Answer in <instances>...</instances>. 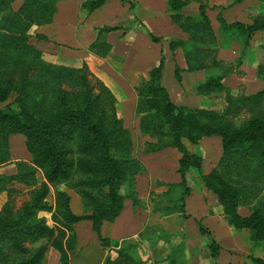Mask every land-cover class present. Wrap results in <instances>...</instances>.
I'll use <instances>...</instances> for the list:
<instances>
[{
	"label": "trees",
	"instance_id": "obj_1",
	"mask_svg": "<svg viewBox=\"0 0 264 264\" xmlns=\"http://www.w3.org/2000/svg\"><path fill=\"white\" fill-rule=\"evenodd\" d=\"M12 1L0 0V163L10 158L8 137L12 133L23 136L29 159L16 160L12 172H0V264H44L48 246L57 249L60 264H68V252L73 249L88 264H150L137 255L136 242L122 240L116 245L100 232L104 222L119 214L125 198L133 205L140 202L134 180L143 165L132 152L130 132L110 88L122 90L93 74L86 56L64 58L37 42L47 37L35 28L51 20L57 0H19L14 8ZM104 1L81 0L79 8L87 14ZM187 1L165 0L170 20L184 33L165 40L170 50L179 47L182 52L184 67L173 66L177 80L180 69L205 71L192 85L200 104L189 106L169 98L160 83L162 55L147 71V79L133 87L138 130L152 138L144 142V150L172 146L179 153V179L166 183L163 194L168 202L159 210L162 215H188L184 209L190 190L187 172L194 167L202 185L215 195L221 219L234 230L247 228L248 238L257 244L264 241V86L232 94L223 78L249 59V38L255 30L264 31V12L260 9L249 23H227L216 15L218 32L238 43L234 68L230 64L228 69L216 58V38L205 4L197 0V11L184 13L181 6ZM258 1L264 4V0ZM116 28L107 24L96 27L88 44L90 53L107 60L121 58L103 37ZM258 46L264 49V40ZM258 58L262 60H256L253 75L264 81V53ZM220 95L223 101L217 107L213 103ZM241 111L247 117L233 121ZM203 135H217L220 140L219 155L204 172L200 170L201 155L187 147ZM38 171L41 180L36 178ZM15 184H22L28 192L16 207L12 200ZM65 186L78 195L79 212L71 209ZM238 206L247 207L248 213H239ZM83 219L89 221L97 244L76 248L73 225ZM195 225L199 234L208 236L205 248L210 264H225L218 260L220 244L208 228L198 219ZM179 242L168 246L175 251H169L168 264L184 258L185 244ZM101 248L107 249L99 263ZM248 258L249 262L233 264H264L258 255Z\"/></svg>",
	"mask_w": 264,
	"mask_h": 264
},
{
	"label": "rangeland",
	"instance_id": "obj_2",
	"mask_svg": "<svg viewBox=\"0 0 264 264\" xmlns=\"http://www.w3.org/2000/svg\"><path fill=\"white\" fill-rule=\"evenodd\" d=\"M77 1H72L71 5L68 4L66 6H71L72 10L70 13L67 10L64 13L66 14L65 17H67V15L69 14V18L76 21L77 19L79 20L80 17H85L87 15L81 12L78 5L80 0ZM120 1L122 2L124 0ZM16 2L19 1L13 0L11 2V6L13 8L17 6ZM113 2L117 4L116 0H112L109 6L106 8V12L109 14V16H106L105 19H107L108 21H106V23H100V21H97L96 23H99L100 25H116V20L113 19V15L115 13L114 10L116 9V7L112 6V4H114ZM118 3L119 5H121L120 2ZM130 7L132 6L128 5L127 8L129 9ZM211 7L209 9H211ZM118 9L123 12L122 7H118ZM189 10L190 9L186 8L185 10H183V12L190 13ZM65 21H67L66 18ZM40 25L36 26L35 30L43 34L42 27H40ZM255 31L259 33H256ZM255 31L251 33L249 38V59L244 62L245 64H241L237 66L238 68H235L237 70H240L241 73L240 71L236 72V70L234 69L235 71L233 70L231 72L233 73L232 75L231 73H228L225 78H223V81L228 86V90L231 91L232 94H238L241 92L249 93L256 91L264 86V81H259L253 75V66L256 63V60L259 59L258 57H262V54L264 53V49H261L258 46L259 42L264 40V31ZM168 35L184 36V33L179 31L176 27V30ZM115 38L116 37L112 35L111 39L114 40ZM31 40L35 41L33 37H31ZM46 40H48V38L39 39L37 42L42 46H49L50 48L55 49L58 55L64 58L73 59L86 56L88 59L87 61L90 62L87 63V65L93 74L98 77L99 75H101L104 78L103 82L107 81V84L109 82L111 83V81L112 83L114 82L122 90V93H120L115 91L116 88L114 86H111V88L109 87L112 92H115L116 99L119 100V114L122 117L123 124L128 128L130 132L132 140V152L136 157L139 158L143 165V168L135 176V186L137 187V192L142 195L141 198H139L140 202L133 205L130 204V201L127 199V204H130L132 210L129 208V205H127L123 214V220H121V222H123L124 224H129L131 225V227L127 230H124L126 229V227H124L123 230L117 228V232L125 233L126 235H128L129 241L136 242L137 255L149 261L150 264H168L169 261L167 256L170 251L168 249V246H170V244H172V246H175L176 243H180L179 240H182L185 244L184 258H179L180 263L176 264H210L208 252L205 248L206 242L208 241V236L205 234H199L195 225V220L197 219L202 222L200 217H198L197 215L193 216V213H197L198 210H195L197 208L193 209L189 204L187 209L184 206L185 213L188 214L186 216H182L174 212L162 215L160 213L161 211L159 210L160 208H162V206H164L165 202H168L166 200V196L163 194L164 190L166 189V183L177 181H174V178H178L176 177V174H174V165H176V160L179 153L172 146H165V148L153 153L152 151H145L144 142L148 139L152 140V138H148L146 135L141 134L138 130V114H136L133 109L135 99L133 87L138 82L147 79V71L151 66L156 64V59L158 58V56H155L156 58L154 61L149 54V56H141L140 54L136 55L133 49L125 50L126 52L123 54H120L111 49L114 53L120 55L121 58L110 56V60H107L106 58H101L90 53L88 47H75L76 51L72 52L70 51L72 50V47L69 45L67 46L66 44L60 42L50 43ZM136 41L138 42L137 45L141 47L142 41L138 37ZM130 43L127 42V47L130 45ZM63 47H66L64 52L62 50ZM129 48H131V46H129ZM221 64L222 66L230 69V64L234 68L235 61L231 63L230 61H221ZM92 73H90L89 77H92ZM189 89H192V87L188 88V91ZM195 95L198 97L197 105H199L201 102L200 96L196 93ZM217 100L218 102H214L213 104L218 107L223 101L222 95H220ZM247 115L248 113L246 111H241L238 117L232 120L238 121L239 119L246 118ZM14 134L15 136L10 140V159L5 161L4 164L1 165L3 166L2 169H4L6 172H12L15 170L14 162L16 160L22 161L29 159L28 153L25 150L23 144V136L19 133ZM187 147L190 150L194 149L195 152L201 155V165H203L200 167V169L202 171V169L204 168V171H208L214 165L220 152L219 136L212 135V137H209L206 140H199L195 144L188 143ZM193 172L194 173L190 172L189 169L187 172L189 174L188 182L190 185L188 194L191 193V196H193L192 194H194V192H202L204 201L208 203L207 213L214 216L217 214L220 217L215 195L202 185L199 180V174L196 172V170H194ZM36 178L37 180H41L43 178L40 171L36 173ZM61 186H63V184ZM15 188L17 190L15 189L14 193L12 194L14 207L18 206L19 203L27 198L28 195L26 188L22 184L21 186L15 184ZM64 189L70 194L71 209L75 210V208H77L80 210L79 200L77 201L78 195L72 189L66 186L64 187ZM50 196L51 194L48 195L49 199L51 198ZM153 208H157V210H154ZM237 210L241 214L248 213V209L245 206H238ZM213 219L214 221L216 220L214 217L206 215L205 220L209 221V224L211 225L210 229L212 230V232H209L212 234V237L220 244L218 255L219 261L225 264H233L242 261L249 262V255H258L264 258V241L253 244V242L248 238L247 228L234 230L223 220L222 221L227 226L222 225L221 227H214L215 222L213 221ZM74 230L78 235V238H76V246L85 247L88 246L90 242L97 243V238L93 231L89 230L88 227L83 226L81 223L74 227ZM162 230L166 231V233H162ZM167 233H170V235H167ZM110 235L114 237L113 233ZM166 238L167 240L165 241L164 239ZM74 251L75 253L73 257L76 256V250ZM170 253L175 254V251L173 253L170 251ZM101 254L102 251L100 249V255ZM74 261L75 264H81L78 257H74Z\"/></svg>",
	"mask_w": 264,
	"mask_h": 264
},
{
	"label": "crops",
	"instance_id": "obj_3",
	"mask_svg": "<svg viewBox=\"0 0 264 264\" xmlns=\"http://www.w3.org/2000/svg\"><path fill=\"white\" fill-rule=\"evenodd\" d=\"M72 1L75 0H57L56 10L52 15L51 20L49 22L41 24L40 27H42L43 34H45L46 37L48 38V40L46 41H49L50 43L60 42L66 44L67 46L69 45L72 47V50L70 51L75 52L76 51L75 47H81V48L88 47V44L96 35V27L101 26L99 23H96L97 21L98 22L100 21V23H104V22L106 23V21H108L107 19H105L106 16H109V14L106 12V8L109 6L112 0H105L98 7L94 8L92 11L87 13V15L85 14L86 15V16L84 15L85 17H80L79 20L77 19V21L71 20L69 18V14L67 15V17H65L66 14H64L66 10L69 11V13L71 12L72 10L71 6L70 7H66V6L68 4L71 5ZM116 1L117 4L113 2L114 4H112V6L116 7V9L114 10L115 13L113 15V19L116 20V25L118 26V28L103 33V37L111 44V49H113L114 51L120 54L125 53L126 52L125 50L133 49L136 55L140 54L141 56H146L149 54L150 57H152V60L154 61L156 58L155 56H158L159 58L160 55H162L163 66L161 70L160 83L165 88L169 98L175 103L186 104L189 106H196L198 103V97L195 95V92L192 90L193 88L189 89V91L188 88L192 87L195 81L202 79L205 74V71L203 69H197V70L180 69L178 71L179 80H177L174 77L173 66L177 65L178 67L183 68L184 60L181 55L182 54L181 49L178 47L173 50H170L167 47L166 40L163 39L168 37L169 36L168 34L176 30V26L168 16V11L166 10L165 7V0H131L133 2V6L130 7L129 9L127 8L128 7L127 0H124L122 2L120 0H116ZM200 1H202L205 4V9H206L205 11L209 18L210 26L215 34L216 58L220 59L223 62L225 61H230V63L234 62L235 58L237 57L236 52H238V43L234 41H230V36L225 34H220L218 32L219 22L216 18V15L220 14L222 19H224V21L227 23H230L235 20L244 23H249L251 21V17L257 12H259L260 9L262 10V12H264V4H262L258 0H238V1L200 0ZM118 2H120L121 5H119ZM16 3L18 4V2ZM197 5H198L197 0H188L186 4L181 6V11L183 12V10L188 8L190 9L189 10L190 13L196 12ZM118 7H122L124 14L123 12H121V10L118 9ZM210 7L211 9H209ZM65 18L67 19V21H65ZM149 32L152 35L157 36L158 39L151 40L148 35ZM255 32L259 33L257 31ZM112 35L116 37L114 40L111 39ZM137 37L142 41L141 47L137 45L138 43L136 41ZM127 42L128 43L131 42L129 45L131 46V48H129V46L127 47ZM65 49L66 47H63L62 49L63 52L65 51ZM158 58L156 59V62L158 61ZM232 74L233 73H231V75ZM14 136L15 134L12 133L8 137L10 156H11L10 140ZM209 137H212V135H203L198 139V141L199 140L201 141L203 139L206 140ZM159 150H154L152 151V153L157 152ZM3 164L4 162L0 163V172L7 173L4 169H2L3 166L1 165ZM176 166L177 164L174 165V170H175L174 174H176V177L178 178H174L175 179L174 181L179 179L178 173L176 172ZM193 169L196 170V172L198 173V170L195 169L194 167L189 168L190 172L194 173ZM202 171H204V168L202 169ZM134 184H135V180H134ZM135 189H136L137 197L141 198L142 195L139 192H137L136 186ZM192 195L193 196H191L190 193L186 196L184 206L187 209L189 204L193 209L197 208L195 210L198 211L197 213H193L194 214L193 216L197 215L198 217H200L202 223H204V225L208 228L209 231L212 232V230L210 229L211 225L209 224V221L205 220L206 215L207 216L210 215V217H214L216 219L215 221L213 219V221L215 222L214 227H221L222 225H226L217 214L214 216L207 213L208 203L204 201L202 192L199 193L194 192V194ZM127 199L128 198L124 199L123 207L120 210L119 214L114 218V220L111 222H104L100 230L102 235L114 239L116 245H119L122 240H128V235H126L125 233L117 232L118 229L123 230V228L126 227V229L124 230H127L130 229L131 227V225L124 224L123 222H121V220H123L125 207L129 205V208L132 210V207L130 206L131 201L130 199H128L130 201L129 202L130 204H127ZM73 211L79 212L80 210L75 208V210ZM80 223L83 226L88 227L89 230H91L89 227L88 220L83 219L75 222L73 225L75 240L76 238H78V235L76 234L77 232H75L74 227H76ZM109 232L110 234L113 233L114 237H112L109 234ZM91 243L97 244L96 242H90V244ZM76 245H77V240H76ZM77 247L78 246H76V248ZM106 249L107 248H101L102 254L100 255L101 257L99 259V263ZM73 251L74 249L68 252V264H75L74 257L76 258L78 257L81 264H88L87 261L78 254H76V256L73 257L75 253V251L74 252ZM58 256L59 253L57 249H55L53 246H48L43 260L44 264H60Z\"/></svg>",
	"mask_w": 264,
	"mask_h": 264
}]
</instances>
